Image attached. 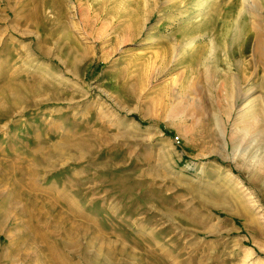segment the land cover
Instances as JSON below:
<instances>
[{"label": "rangeland", "instance_id": "374dc122", "mask_svg": "<svg viewBox=\"0 0 264 264\" xmlns=\"http://www.w3.org/2000/svg\"><path fill=\"white\" fill-rule=\"evenodd\" d=\"M11 263L264 264V0H0Z\"/></svg>", "mask_w": 264, "mask_h": 264}, {"label": "bare ground", "instance_id": "6f19581e", "mask_svg": "<svg viewBox=\"0 0 264 264\" xmlns=\"http://www.w3.org/2000/svg\"><path fill=\"white\" fill-rule=\"evenodd\" d=\"M77 244V243H76ZM23 248V247H22ZM27 249V248H26ZM24 250V249H23ZM22 253V252H21ZM27 253V252H26ZM25 253V254H26ZM30 253L28 252V255H29ZM18 256V255H17ZM27 256V255H26ZM19 257V256H18ZM6 259V258H5ZM28 259V258H27ZM19 260V259H18ZM24 260V259H23ZM12 261V260H11ZM13 261H15V260H13ZM26 261V260H25ZM17 262V260L15 261V263ZM12 264V263H11ZM107 264V263H106Z\"/></svg>", "mask_w": 264, "mask_h": 264}, {"label": "trees", "instance_id": "16d2710c", "mask_svg": "<svg viewBox=\"0 0 264 264\" xmlns=\"http://www.w3.org/2000/svg\"><path fill=\"white\" fill-rule=\"evenodd\" d=\"M136 118V117H135Z\"/></svg>", "mask_w": 264, "mask_h": 264}]
</instances>
